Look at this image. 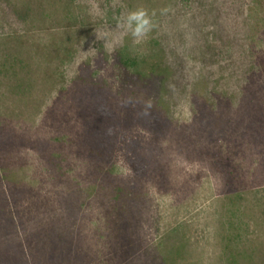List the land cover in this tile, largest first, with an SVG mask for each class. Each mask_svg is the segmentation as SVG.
Returning <instances> with one entry per match:
<instances>
[{
  "label": "rangeland",
  "instance_id": "rangeland-1",
  "mask_svg": "<svg viewBox=\"0 0 264 264\" xmlns=\"http://www.w3.org/2000/svg\"><path fill=\"white\" fill-rule=\"evenodd\" d=\"M0 1V264H66L62 255L53 258L64 248L63 237L79 248L81 264L122 263L111 215L127 197L118 195L119 188L126 194L135 188L139 196L134 264H154L177 245L185 251L180 264H226L232 207L225 202L227 180L217 159L220 137L203 136L195 116L208 79L235 93L239 113L235 103L222 142L233 149L250 100L246 104L237 88L244 80L226 76L207 48L221 9L220 24L239 37L235 55L244 62L239 48H246L248 29L264 10L249 17L253 0H205L203 11L194 0ZM13 4L19 16L8 11ZM140 6L155 11L157 27L134 45L120 21ZM165 7L171 11L161 14ZM155 40L169 62L183 64L184 78L170 130L158 139L126 124L121 101L144 92L122 83V72L106 56L125 43L149 54ZM256 43L255 53L264 60V22ZM261 82L264 74L249 88L257 91ZM92 88L104 89L106 101L94 97ZM258 93L255 104L264 113V95ZM133 143L151 162L143 179L130 163ZM101 144L110 149L103 171L90 155ZM245 150L235 183L246 197L234 218L245 225V245L236 255L239 264H264V146L247 143Z\"/></svg>",
  "mask_w": 264,
  "mask_h": 264
},
{
  "label": "trees",
  "instance_id": "trees-1",
  "mask_svg": "<svg viewBox=\"0 0 264 264\" xmlns=\"http://www.w3.org/2000/svg\"><path fill=\"white\" fill-rule=\"evenodd\" d=\"M205 0H194L201 11L205 10L203 3ZM1 2V1H0ZM14 9H8L13 12L16 16L18 13V4L15 5ZM1 7V4H0ZM232 10V7L230 8ZM264 10V0H253V7L250 8V14L256 13L259 16L260 11ZM221 9H217L215 16L216 24H219V28L212 32L210 38V44L208 45L207 51L211 53V59L215 64L226 71V76L230 79H236L237 82L244 80V85H240L239 91L246 96V104L250 109L248 110V119L242 120L244 122L243 130L239 131V137L232 139L233 149H229L227 144L222 142L226 141L228 135V126L231 124L229 119V113L234 109L236 103L235 93L231 94L230 89L224 88L220 85V81L208 79L203 85L204 94H207L203 101L200 103L199 110L196 114V119L200 126L198 130L203 136L207 135L209 140H215L218 138L217 145H219V151H217V159L221 165V168L226 176L227 186L229 195L226 197L225 202L227 205L232 207L229 210L227 227L225 231V249H226V264H239L237 255L240 248L245 245L242 243L244 240V234H242L245 225L243 223L235 222L236 211L239 210V205L243 201L246 194L241 190L242 185L235 183L236 179L243 170V161L247 158V151L245 145L251 143L255 146H264V113L259 110L255 104V101L259 100L260 96L258 91L264 95V83L261 82L257 91L249 88L250 85H256V78L264 74V60L255 53L256 40L258 36V29L261 23L264 22V17L255 19L254 25H251L248 29V44L246 48L242 50V57L244 62L238 63L235 51L238 48L239 37L233 30L224 28L222 23ZM258 14V15H257ZM23 17V16H22ZM253 19V18H252ZM244 39L243 36L241 40ZM154 48L149 54L140 53L137 54L133 51L132 47L125 43L121 48L117 49L113 54L106 55L108 59H113L115 64L122 72V83L126 86L131 85L137 87L140 92H144L142 98H152L154 107L151 110V115L148 117H141L138 115L140 106L126 107L127 115L125 122L127 125H134L142 128L145 132L151 134L154 138L158 139L163 137L171 127V111L172 104L178 98L177 89L184 84V78L182 77L183 64L174 65L169 62L164 49L158 41H153ZM247 68V69H246ZM263 73V74H262ZM238 75L237 77H235ZM235 77V78H234ZM225 77H223V80ZM241 82V81H240ZM211 83V84H209ZM173 86V87H172ZM212 86V87H211ZM174 88V89H173ZM93 96L97 99L103 100L105 90L102 88H92ZM207 91V92H206ZM210 92V93H209ZM248 97H250L248 99ZM133 98H136L133 97ZM235 110L239 113V104L236 103ZM228 110V111H225ZM106 111V110H105ZM104 111V112H105ZM239 118H241L239 116ZM253 127H257L258 133H251ZM220 131V134L218 135ZM250 131V133H248ZM217 134V135H216ZM226 146L225 150L223 149ZM223 150V151H222ZM91 158L96 162L101 171L104 170V164H107L109 160L110 149L108 144H101L97 149L92 150ZM219 156V157H218ZM130 163L133 167L135 175L138 179H143L147 176L149 171L150 160L147 155L144 154L139 144H134L131 147ZM264 164V163H263ZM119 196L124 197L127 195L121 208L115 207L111 212L114 215L116 221L114 222V240L118 246L117 250L123 252L122 263L120 264H134L138 251L136 244L133 239V228L137 222V208L139 202L138 191L133 188L126 194V191L119 188L117 190ZM237 209V210H236ZM235 210V211H234ZM238 212V211H237ZM62 237V236H61ZM65 245L63 250H58L53 258H59L62 255L63 260L66 264H81L83 258L79 254V248L72 245L66 238H61ZM60 239V240H61ZM247 245H253L246 243ZM250 248V247H249ZM252 249V247H251ZM254 253V250L251 251ZM118 256V252H114ZM115 256V257H116ZM185 251L182 245L174 246L173 249L168 248V254L162 258H156L154 264H180V261L184 259ZM160 260V261H158Z\"/></svg>",
  "mask_w": 264,
  "mask_h": 264
},
{
  "label": "clouds",
  "instance_id": "clouds-1",
  "mask_svg": "<svg viewBox=\"0 0 264 264\" xmlns=\"http://www.w3.org/2000/svg\"><path fill=\"white\" fill-rule=\"evenodd\" d=\"M160 11L161 14H167L171 11V8L165 7ZM155 15V11L150 13L147 8L140 6L127 11V13L121 18L120 26L123 27L126 33L132 37L133 44L139 45L142 42H145L149 34L157 27V24L153 19ZM137 105L140 106L138 115L141 117H148L151 115L154 102L150 97L147 99L126 97L121 101L122 107H135Z\"/></svg>",
  "mask_w": 264,
  "mask_h": 264
}]
</instances>
